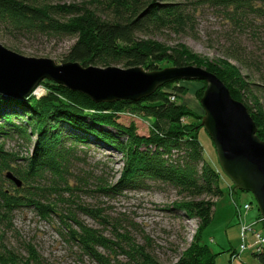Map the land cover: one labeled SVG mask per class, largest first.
I'll list each match as a JSON object with an SVG mask.
<instances>
[{
  "label": "trees",
  "instance_id": "16d2710c",
  "mask_svg": "<svg viewBox=\"0 0 264 264\" xmlns=\"http://www.w3.org/2000/svg\"><path fill=\"white\" fill-rule=\"evenodd\" d=\"M92 2L94 8L52 6L38 0H0V31L9 37L16 32L68 37L73 43L61 62L77 63L83 68L140 67L146 72H155L188 64L203 67L225 85L234 100L246 107L257 128L256 135L264 143V107L260 103L264 84L247 81L232 63L251 67L235 43L231 42L225 58L214 63L197 60L186 51L167 48L149 38L165 29L184 32L191 28L189 8L181 0ZM202 2L222 9L239 30L251 27L249 17L264 18V0ZM42 82L44 80L38 87ZM180 82L165 84L139 101L113 103L95 102L86 94L54 82L44 85L45 93L38 98L32 93L25 98L0 93V224L7 226L15 210L32 208L43 219L58 216L67 238L99 264H160L148 249L150 245H137L128 232L120 234L115 228L112 234L116 241H112L102 232L85 226L71 209H60V204L70 206L73 203L76 212L91 219H101L95 209L78 202H67L61 197V192L81 191L69 184L73 179L70 169L79 159L78 149L99 147L120 154L122 169L113 184L96 180V191L116 196L127 191L147 190L155 184L173 189L182 200L173 209L198 221L190 246L180 253L175 264H215L216 254L201 243V238L203 230L212 222L216 200L223 195L220 182L229 179L220 166L217 169L205 159L198 139V131L203 128L200 122H184L188 118L200 120V117L178 103L185 94V89L178 86ZM194 82L204 85L196 92L200 100L205 82ZM123 114L150 120L148 135H138L133 123L121 124L119 119ZM33 136L35 139L26 157L9 153L4 148L5 141L14 138L28 146ZM8 173L21 182L20 187L6 177ZM78 182L87 185L83 178ZM229 188L235 189L233 184ZM233 203L240 222L248 211L239 212L242 206ZM260 219L258 214L256 221ZM2 241L3 233L0 232V264H20ZM146 242H149L147 238ZM98 249L114 254L120 250L125 263L102 257ZM247 252L259 264H264V250ZM239 254V249L232 250L230 260ZM29 255L31 260L37 261L32 248H29Z\"/></svg>",
  "mask_w": 264,
  "mask_h": 264
},
{
  "label": "rangeland",
  "instance_id": "374dc122",
  "mask_svg": "<svg viewBox=\"0 0 264 264\" xmlns=\"http://www.w3.org/2000/svg\"><path fill=\"white\" fill-rule=\"evenodd\" d=\"M38 2L52 6L64 4L95 7L92 0H38ZM181 2L189 8L191 28L184 32L165 29L155 32L149 38L167 48L186 51L190 57L197 60L213 63L217 59L225 58L227 49L233 42L251 67L245 68L235 61L232 63L247 81L263 85L264 18L249 17L251 27L239 30L231 20L226 18L222 9L201 3V0H181ZM0 43L25 58L47 59L56 65H62L63 56L73 41L68 37L24 32H16L9 37L0 31ZM186 66L204 69L194 64ZM49 82L51 81L44 80L32 94L36 98L42 96L45 93L44 85H48ZM178 86L185 89V94L179 98L178 103L187 106L197 117H200V120L188 118L184 122L187 124L200 122L201 124L204 112L196 92L204 85L194 81H182ZM260 103L264 107V96H260ZM119 122L125 126L133 123L140 136H147L149 133L150 120L147 118L123 114ZM34 139L33 136L28 146L17 138L6 140L4 148L9 153L26 157L31 151ZM198 139L203 147L205 159L220 169L214 144L203 128L198 131ZM77 156L79 159L73 165V169H70L73 179L69 180V184L81 191L74 190L72 194L61 192V197L67 202L74 201L95 209L101 219H91L76 212V205L73 203L70 204L72 208L66 203L60 204V209H71L85 226L102 232L104 237L112 241H116L112 234L115 233V228L120 234L128 232L127 234L137 245L149 244L148 249L160 264H175L180 253L185 252L190 246L198 229L196 219H188L173 209L176 203L182 201L175 191L155 184L150 185L147 190L127 191L116 196H106L96 191L95 181L102 179L108 185L113 184L119 178L122 169L121 155L103 148L90 147L79 148ZM80 178H83L87 185H83L84 182L80 184L78 182ZM231 184L229 180H221L223 195L216 200L212 222L203 230L201 243L207 245L211 252L216 254L215 264H259L250 252L230 260L232 250H238L241 244H246L247 247L254 244L250 235L244 242L241 239V223L233 201L239 207L244 203H250L252 206V209L243 217L245 225L254 224L259 214L253 196L250 193L230 189ZM0 225H2L0 232L3 233L2 244L16 255L20 264H99L67 238L58 216L43 219L32 208H19L12 213L11 222L7 226ZM255 230L263 234L264 223L258 222ZM146 238L149 240L148 243ZM29 248L36 253L37 261L30 259ZM116 251L114 254L98 249L102 257L125 263V258L120 255L121 251L118 249Z\"/></svg>",
  "mask_w": 264,
  "mask_h": 264
},
{
  "label": "water",
  "instance_id": "95a60500",
  "mask_svg": "<svg viewBox=\"0 0 264 264\" xmlns=\"http://www.w3.org/2000/svg\"><path fill=\"white\" fill-rule=\"evenodd\" d=\"M43 80L79 91L95 102L139 101L165 84L203 81L201 126L212 140L223 174L234 188L250 193L264 223V143L246 107L234 100L225 85L208 71L192 66L146 72L140 67L83 68L77 63L56 65L47 59L25 58L0 43V93L29 96ZM6 177L21 186L12 174Z\"/></svg>",
  "mask_w": 264,
  "mask_h": 264
},
{
  "label": "built area",
  "instance_id": "2783aa9c",
  "mask_svg": "<svg viewBox=\"0 0 264 264\" xmlns=\"http://www.w3.org/2000/svg\"><path fill=\"white\" fill-rule=\"evenodd\" d=\"M170 100L174 101V97H171ZM250 209H251V205L247 204V203H244V205H242V209H240L239 212H241V211L247 212ZM260 221H262V219H260ZM260 221H255V223L252 224V225H245V220H242V219L240 220V222H241L240 230H241V239H242V241L244 242L247 239V236L250 235L251 239L254 240V244H253V246H249V247H247L246 244H241L240 248H239V253H240L239 255H241V254H243V253H245V252H247L249 250H253L255 252H260V251L264 250V232L262 234V233L257 232L255 230V226ZM239 255L236 256V257L239 258Z\"/></svg>",
  "mask_w": 264,
  "mask_h": 264
},
{
  "label": "crops",
  "instance_id": "0c3cea01",
  "mask_svg": "<svg viewBox=\"0 0 264 264\" xmlns=\"http://www.w3.org/2000/svg\"><path fill=\"white\" fill-rule=\"evenodd\" d=\"M240 257H241V255H240Z\"/></svg>",
  "mask_w": 264,
  "mask_h": 264
}]
</instances>
